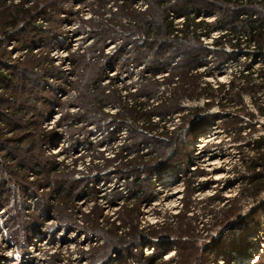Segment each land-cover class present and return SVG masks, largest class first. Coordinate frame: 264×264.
<instances>
[{"label": "rangeland", "instance_id": "obj_1", "mask_svg": "<svg viewBox=\"0 0 264 264\" xmlns=\"http://www.w3.org/2000/svg\"><path fill=\"white\" fill-rule=\"evenodd\" d=\"M194 14L231 12L218 0H0V264H264V180L246 166L264 118L249 94L222 107L199 90L243 70L259 83L264 47L166 36L168 16Z\"/></svg>", "mask_w": 264, "mask_h": 264}, {"label": "trees", "instance_id": "obj_2", "mask_svg": "<svg viewBox=\"0 0 264 264\" xmlns=\"http://www.w3.org/2000/svg\"><path fill=\"white\" fill-rule=\"evenodd\" d=\"M218 1L223 6L229 8V11L231 12L229 16H217V18L211 22L201 20L196 22L197 15L194 14L189 17H184L182 20L183 23L180 25H176L174 24V20L173 18H171V15V17L168 16L166 18V36H172L171 38H175L176 40H184L186 44H189V42L187 41L192 40V44L193 41L199 42L200 38L208 37L213 32H219L218 38L213 41L214 45L216 46H230L231 48L239 49L244 45L252 46L256 50H261L264 47V15L260 17H257L256 14H246L244 16L242 15L243 11H245L247 8H261V10H263L264 12V0ZM245 68L246 71L250 70L249 67ZM242 72H244V70ZM242 72H240V75L237 78H232L228 81L227 84H222L215 90L210 88L209 84H204V87L200 88L199 90L210 92L207 95H211V97L213 96L211 93H217V95L220 94V101L224 102L222 104V107L226 106L227 102H232L231 99L235 98L236 95L240 96L242 93L249 94L256 105V115L264 118V102H259L260 99L256 97V95H258L259 93H264V69L261 68L256 72V77H258L259 83H255V79L252 77L253 73L255 72H247L246 74H243ZM190 78H195V76L191 75ZM178 79L179 78H177L176 80ZM237 81H241L242 86L240 88L237 87ZM175 90L179 94H182L180 92L184 91H180L178 87H176ZM233 93L236 94L232 95ZM156 107L158 108V106ZM159 108H161V106ZM156 115L158 121L160 120V122L162 123L165 122L164 109L162 110V112H157ZM143 123L144 125L147 124L148 128L156 126L154 125V122H152V120H145V122ZM238 124V120H235V122H233L231 126H228V128L233 127L232 133L234 132L235 136H240L243 129H245L242 126H238ZM249 147V152L252 156L248 158L246 166L251 171L252 177L254 178L253 182L256 184L264 180V138H259L253 141L249 145Z\"/></svg>", "mask_w": 264, "mask_h": 264}, {"label": "bare ground", "instance_id": "obj_3", "mask_svg": "<svg viewBox=\"0 0 264 264\" xmlns=\"http://www.w3.org/2000/svg\"><path fill=\"white\" fill-rule=\"evenodd\" d=\"M206 140H207V139H205V140H201V142H205ZM199 141H200V140H199ZM209 141H211V137L208 138V141H207V142H209ZM197 153H198V154H204V151L198 150ZM219 178H221V177H216L215 180H217V179H219ZM171 256H172V254L169 253V255H167V256L165 257V259H167V258H171ZM258 262H259V261L254 260V261H253V264H258Z\"/></svg>", "mask_w": 264, "mask_h": 264}]
</instances>
